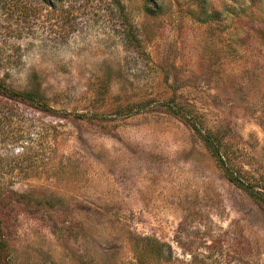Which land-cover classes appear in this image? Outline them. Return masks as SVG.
Instances as JSON below:
<instances>
[{"label":"rangeland","instance_id":"374dc122","mask_svg":"<svg viewBox=\"0 0 264 264\" xmlns=\"http://www.w3.org/2000/svg\"><path fill=\"white\" fill-rule=\"evenodd\" d=\"M226 168L264 195V0H0V264H264Z\"/></svg>","mask_w":264,"mask_h":264},{"label":"trees","instance_id":"16d2710c","mask_svg":"<svg viewBox=\"0 0 264 264\" xmlns=\"http://www.w3.org/2000/svg\"><path fill=\"white\" fill-rule=\"evenodd\" d=\"M13 92H11V95L19 98L21 101H25V102L28 101L30 104L37 106L38 108L48 109V107L40 103V100L37 98L35 93L32 91H13ZM201 137L206 143V145L209 148H211L212 151L218 154V149L216 146L214 147L213 142H212V138H213L212 135L203 134L201 135ZM225 172H226L228 179L231 182L243 188L253 199L264 203V195L261 194V192L254 185H252L251 183L247 181H243L240 177L237 176V173L234 170L232 171L226 168ZM150 239H151L150 237H144L141 240L146 242V247H148L147 245L150 244V246L152 247L151 251L154 254V256H156V258H158L161 255L163 256L164 251H163L162 246L156 240L152 239V241H150ZM1 253L4 256V259L7 258V255H8L7 245L5 243V240L3 239V235L0 232V254Z\"/></svg>","mask_w":264,"mask_h":264}]
</instances>
